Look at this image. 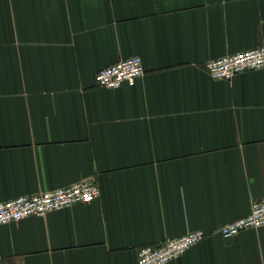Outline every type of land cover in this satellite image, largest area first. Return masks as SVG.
Instances as JSON below:
<instances>
[{
  "label": "crops",
  "instance_id": "0c3cea01",
  "mask_svg": "<svg viewBox=\"0 0 264 264\" xmlns=\"http://www.w3.org/2000/svg\"><path fill=\"white\" fill-rule=\"evenodd\" d=\"M264 43V0H0V201L94 180L99 195L0 224V264H264V225L219 233L264 196V65L208 59ZM141 57L116 88L95 72Z\"/></svg>",
  "mask_w": 264,
  "mask_h": 264
},
{
  "label": "built area",
  "instance_id": "2783aa9c",
  "mask_svg": "<svg viewBox=\"0 0 264 264\" xmlns=\"http://www.w3.org/2000/svg\"><path fill=\"white\" fill-rule=\"evenodd\" d=\"M264 65V43L253 48L208 59L204 63L207 73L216 79H230L233 75ZM141 57L129 56L99 68L94 75L95 84L116 88L122 83L133 84L144 73ZM99 195L94 180L75 183L20 195L0 201V224L17 221L27 216H43L47 212L70 206L78 202H89ZM264 225V196L253 199L247 214L222 225L219 233L223 236L236 234L241 229ZM205 236L201 230L166 238L154 244L137 247V264H165L197 243Z\"/></svg>",
  "mask_w": 264,
  "mask_h": 264
}]
</instances>
